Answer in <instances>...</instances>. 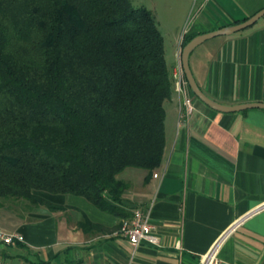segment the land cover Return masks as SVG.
Here are the masks:
<instances>
[{"label": "crops", "instance_id": "obj_1", "mask_svg": "<svg viewBox=\"0 0 264 264\" xmlns=\"http://www.w3.org/2000/svg\"><path fill=\"white\" fill-rule=\"evenodd\" d=\"M133 1L155 12L165 41L167 34L177 41L167 59L173 77L186 36L242 21L264 7V0ZM190 65L212 98L264 102V15L200 43ZM190 92L194 109L185 114L174 77L165 101L163 159L148 180L144 168L121 174L130 182L127 209H148L157 243L143 238L134 245L119 231L122 217L82 195L57 194L49 198L65 208L45 205L15 223L25 240L3 248L10 263L200 264L236 223L219 244V264H264V108L217 110ZM85 217L91 224H81Z\"/></svg>", "mask_w": 264, "mask_h": 264}, {"label": "trees", "instance_id": "obj_2", "mask_svg": "<svg viewBox=\"0 0 264 264\" xmlns=\"http://www.w3.org/2000/svg\"><path fill=\"white\" fill-rule=\"evenodd\" d=\"M173 91L151 8L0 0V199L59 209L66 206L38 191L72 193L130 216L121 173L144 168L148 180L161 164Z\"/></svg>", "mask_w": 264, "mask_h": 264}, {"label": "built area", "instance_id": "obj_3", "mask_svg": "<svg viewBox=\"0 0 264 264\" xmlns=\"http://www.w3.org/2000/svg\"><path fill=\"white\" fill-rule=\"evenodd\" d=\"M176 86L179 92L183 94L185 105V114H189L194 109L193 94L185 77L181 58L178 66L174 70ZM236 223L227 229L219 239L211 246L202 258L200 264H219L218 247L221 240L235 227ZM155 224L151 221L147 208L137 206L133 209L130 216L124 217L121 220L120 233L134 244L137 245L141 239L146 238L154 243L158 242V236L154 232ZM25 234L18 228H8L0 225V264H11L3 254V248L16 242L24 241ZM22 264H39V263H22Z\"/></svg>", "mask_w": 264, "mask_h": 264}, {"label": "water", "instance_id": "obj_4", "mask_svg": "<svg viewBox=\"0 0 264 264\" xmlns=\"http://www.w3.org/2000/svg\"><path fill=\"white\" fill-rule=\"evenodd\" d=\"M262 15H264V7L257 10L252 15L243 19L242 21L221 26L219 28L209 30L206 32H201L194 35L188 42H186L181 50V63L185 77L189 83L191 90L206 104L209 106L222 111H238L251 107H262L264 108V102L262 101H249V102H240L234 104H226L220 102L211 96H209L199 85L190 65V54L193 49L198 46L200 43L206 39L213 37L219 34H230L242 28H245L253 23H255Z\"/></svg>", "mask_w": 264, "mask_h": 264}, {"label": "rangeland", "instance_id": "obj_5", "mask_svg": "<svg viewBox=\"0 0 264 264\" xmlns=\"http://www.w3.org/2000/svg\"><path fill=\"white\" fill-rule=\"evenodd\" d=\"M172 37L173 36L171 34L166 35L165 47L167 54L169 55L167 56L168 61H170L171 58L170 54H172V57L174 56L173 49L177 45V41L174 40ZM180 56H181V51H180ZM130 168H135V170L143 169L140 167H133V166H131ZM123 175H125V173H123ZM38 193L52 198H54L57 194H72V193H51L45 190H40L38 191ZM0 201L2 203V205H0V225L6 226L11 229L17 228L14 227L15 223L18 224L22 222L21 220H24L30 211L41 210L46 207L45 205L37 206L25 198L9 197V198H1ZM122 219L123 217L121 218V220Z\"/></svg>", "mask_w": 264, "mask_h": 264}]
</instances>
